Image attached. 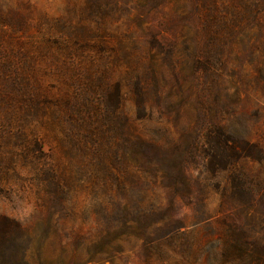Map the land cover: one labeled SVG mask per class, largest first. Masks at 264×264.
Instances as JSON below:
<instances>
[{
  "label": "rangeland",
  "instance_id": "rangeland-1",
  "mask_svg": "<svg viewBox=\"0 0 264 264\" xmlns=\"http://www.w3.org/2000/svg\"><path fill=\"white\" fill-rule=\"evenodd\" d=\"M0 264H264V0H0Z\"/></svg>",
  "mask_w": 264,
  "mask_h": 264
},
{
  "label": "trees",
  "instance_id": "trees-1",
  "mask_svg": "<svg viewBox=\"0 0 264 264\" xmlns=\"http://www.w3.org/2000/svg\"><path fill=\"white\" fill-rule=\"evenodd\" d=\"M113 101L114 100L112 99L110 104H112ZM109 106L110 105L107 103L106 104L107 109L109 108ZM115 128H116V130L121 131V129L123 128V125L122 124L120 125L119 123H117ZM88 131H91V130H88ZM208 142L210 143L212 141H210V139H209ZM220 143H221V146H220ZM106 145H107V143H105V141L102 139L99 141H96L90 146L89 152L91 153V150H92V153H91L92 156L93 157L95 156L99 159L101 157L100 154H103L105 152ZM217 145L219 147V150H222V151H225V148H228L227 144L224 141H222V142L218 141ZM217 145H216V147L215 146L211 147L209 160H208V166L210 168H212V170H214V171H217L218 169L220 171L221 170L227 171L232 166H234L239 160H241V158H246V159L251 158V155L248 152V149L242 148L243 151H242V153H238L239 154L238 156H233V155L229 154V155L225 156L223 159H219V155L217 156V151H216Z\"/></svg>",
  "mask_w": 264,
  "mask_h": 264
}]
</instances>
